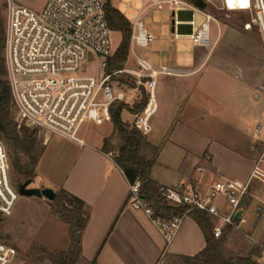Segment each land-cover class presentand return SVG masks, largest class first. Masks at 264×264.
Returning <instances> with one entry per match:
<instances>
[{"label":"built area","instance_id":"1","mask_svg":"<svg viewBox=\"0 0 264 264\" xmlns=\"http://www.w3.org/2000/svg\"><path fill=\"white\" fill-rule=\"evenodd\" d=\"M8 1L6 17L5 65L7 80L11 88L19 128L28 127L67 140L86 144L80 136L88 124L97 126L113 120L115 105L126 102L130 92H143L148 102L141 112L134 113L131 126L144 135L153 131L152 117L158 110L157 84L163 75H190L197 70L178 69L168 66L156 67L154 63L138 54L139 48L148 47L155 39L146 27L144 14L154 7L166 4L175 8V23L178 24L180 7H189L183 0H142L146 4L137 9V0H127L122 11L135 14L132 23L131 49L136 69H122L109 72L108 60L117 48L114 46L111 29L103 0H48L41 11ZM228 14L249 15L243 25L246 30L257 26L264 45V0H205ZM191 7V6H190ZM202 17L193 35L200 47L212 46V23L220 25L211 13L191 7ZM197 14V13H196ZM129 19V17H128ZM193 23H196L195 21ZM122 75L131 76L122 81ZM130 81V82H128ZM136 102V101H135ZM1 142V141H0ZM2 143V142H1ZM3 147L4 144L2 143ZM0 158V216L12 214L19 199V192L13 186L10 165ZM114 158V153H111ZM263 157L255 166L247 181L223 177L214 181L205 191H183L161 187V191L173 205L189 204L191 208L184 215L164 219L155 216L151 206L141 197L140 182L130 184L129 203L144 210L170 243L181 228L186 216L192 210H201L217 220L214 227L216 238L223 235L225 225L240 227L245 223V212L239 221L238 211L244 209L251 194L254 180L264 182ZM224 198L230 209L224 212L218 200ZM17 249L0 240V264H13Z\"/></svg>","mask_w":264,"mask_h":264},{"label":"crops","instance_id":"2","mask_svg":"<svg viewBox=\"0 0 264 264\" xmlns=\"http://www.w3.org/2000/svg\"><path fill=\"white\" fill-rule=\"evenodd\" d=\"M201 20L202 17L199 16V21ZM216 26L215 37L212 28V48H206L209 52L205 50L204 55H198V52L202 51L204 47L195 51L196 68L194 70L197 71L192 75L193 79L191 80H194L192 90L195 93L203 92L201 89L203 82L207 88L206 81L208 77L213 76L212 71L217 69L218 65H221L222 72L227 77L238 76L243 81L247 90L246 94H248L243 99L244 107L241 109L238 121L243 131L250 134L252 139L248 141V144L251 145L248 146L247 153L241 156L237 154L236 149L229 145H225L222 151L211 150V141L208 143L204 141L198 146L197 138H192L190 133H181L180 136L178 133L176 136L181 124L176 123L174 126L175 122L172 123V120L169 119L173 113L163 116L161 121L154 122L152 132L156 127L161 126L166 128L164 134L152 137L151 132L148 135L151 144L162 146L152 170V178L160 187L192 192L205 191L210 184L223 177L247 181L261 157H263L261 167L264 169V63H262V60L264 61V45L261 37L254 35L251 30H245L247 32L244 31L241 36L234 29L221 27L217 24ZM174 33L178 37H190V35L178 34L176 23ZM223 34L232 43L231 46L235 44L238 47L239 56L236 57L228 52V56L223 55L217 65L208 67L209 56L216 44H219L220 36ZM229 51L233 53L232 50ZM161 63L159 61V64ZM194 92L192 91V94ZM192 97L190 96V100L193 99ZM137 102L139 101L137 100ZM192 103L197 102L195 100ZM247 103L250 111L246 110ZM200 106L202 110L204 108L206 111L213 112V106L208 107L202 103ZM162 109H167L166 104L158 99V110L155 115ZM129 113L134 118L133 113ZM168 120L169 122L166 123ZM112 126L111 130L103 132L93 141H86L85 145L43 132V151L35 172V177L40 178L41 183L35 185L36 178L34 177L33 187L44 185L53 188L57 193L65 190L83 200L89 213V222L81 233L82 255L77 264H185L184 257L200 255L206 248L207 241L203 229L192 216H186L181 228L173 240L168 243L151 217L144 210L136 209L130 205V183L125 173L117 166L111 153L103 151L105 140L114 133L113 123ZM223 154H230L231 157L228 158H234L235 155L243 161L251 163V167L244 177H231L232 174H229L228 170L218 164L217 160L221 159ZM62 163L64 172L61 180L45 178L47 170L56 173L59 168H63ZM257 181L254 180L253 185L255 184V194L258 196L254 195L253 200H246L244 210L247 221L241 225L246 230L254 228V236L249 238L256 243L264 237V212L261 211L264 205V182L259 180L260 182L256 183ZM43 200L46 201L45 198ZM219 206L224 212H228L229 209L223 204H219ZM210 218L215 227L218 221ZM68 228L70 235L69 224ZM235 234L236 231L231 225L224 226L222 235L224 241L227 237L232 239ZM248 255L254 258L255 263L253 262V264H259L264 255V248L258 253L249 252Z\"/></svg>","mask_w":264,"mask_h":264},{"label":"rangeland","instance_id":"3","mask_svg":"<svg viewBox=\"0 0 264 264\" xmlns=\"http://www.w3.org/2000/svg\"><path fill=\"white\" fill-rule=\"evenodd\" d=\"M46 1L47 0H14L18 5L35 11H41ZM103 1L106 3L108 0ZM183 1L191 7L196 8L189 2ZM111 2L113 6L124 11L123 5L126 4L127 0H111ZM137 2V9H142L146 4L142 0H137ZM190 6L179 8L177 28L178 34L180 35H193L197 26L196 24L200 23L198 16L200 13L194 11ZM203 11L213 14L219 20L221 27L234 29V31L240 33L241 36L246 30L243 23L250 19L249 15L228 14L219 10L216 5L211 3H207V8ZM7 12L8 1L0 0V18L5 22V26ZM128 17L130 20L135 17V14H128ZM175 18V8L169 4H166L163 8L154 7L149 9L144 14L143 20L146 27L154 34L155 39L148 47L139 48V54L151 59L157 67L168 66L178 69L194 70V68H196L194 54L196 49L201 47L193 38L178 37L175 35ZM194 21L196 23H193ZM212 28L214 29L215 37L217 32L215 22L212 23ZM251 32L259 38L261 37L256 25H254ZM112 38L114 46L118 48L121 43V33L114 31ZM231 44L232 43L225 34L221 35L219 44H216L209 56L208 67L217 65L220 59L223 58V55L228 56V52L229 54H234L236 57L239 56L238 52L240 50L235 44L232 46ZM205 50L207 49L203 48L202 51L198 52V55H204ZM229 50H232L233 53ZM207 52L209 51L207 50ZM159 61L162 63L159 64ZM262 63H264L263 60ZM220 66L221 65H218V68L212 71L213 76L211 78L208 77L206 81L207 88L205 86L206 84L203 82V88H201L203 92L198 91L195 93L194 90H192L194 80L191 79H193L192 75L194 74L161 75L158 78L156 92L158 99L164 101L168 110L162 109L152 118L151 123L153 125L155 121H161L163 116H169L173 113L172 117H169V119L172 120V123L175 122L174 126L176 123L178 125L181 124L176 136H178V133H180V136L181 133L185 134V132H187L190 133L192 138H197L196 142L198 146L200 143H204V141L206 143L211 141V150L222 151L225 145H229L233 147V149H236L238 152L237 154L241 156L247 153V148L251 145L248 144V141L252 139L250 138V134L243 131L238 121L241 109L244 107L243 99H245L248 94H246L247 90L243 85V81L235 75L234 77H227V75L223 74ZM124 68L136 69L135 58L132 51L130 52L129 60ZM124 77L128 79L131 76L128 77L124 75ZM129 80L134 82L132 78H129ZM165 80L166 82H164ZM192 91L194 92L193 94ZM143 94V92L137 93L132 91L128 94L126 102L133 106L135 101L137 103V100H142ZM190 96H193L192 98L195 99L197 103L193 104L192 102L195 100H190ZM201 103L208 107L213 106V112L210 110L206 111L204 108L202 110L200 108ZM252 103L254 104V101ZM248 105L247 103L245 107L246 110L250 111L247 107ZM13 117L16 118L15 106ZM123 118L129 124H132L134 119L128 110L123 112ZM167 122H169V120L166 121V123ZM252 124L255 125L254 122H252ZM112 127V122L100 126L88 124L81 130L80 136L87 142H91L93 139L100 136V134H103V132L111 130ZM34 131H36L38 138V154H41L43 151L44 133L36 129ZM165 131V127H156L155 131L151 133V136H161ZM110 138H112V145L116 148L118 146V135L113 133ZM0 141L4 144L6 150L12 184L18 190V185L25 182V179L19 181L20 174L13 166V160L11 156H9L8 148L1 136ZM1 142L0 158L3 159V164H5V152ZM146 153L150 154V152ZM229 156L230 154H223L222 158L217 160L218 164L228 170L229 174H232L230 175L231 177H244L251 167V163L245 162L235 155L234 158H228ZM22 159L24 163H29V159L25 156H23ZM62 165L63 168H59L61 172H59V169L56 173L47 170L45 172L47 175L45 178L55 181L61 180L64 172V164L62 163ZM258 182L260 181L258 180L256 183ZM34 183L35 185H40V178H36ZM254 185H252L251 194L247 197V201L253 200L254 195H257L255 194L256 188H254ZM29 186L33 187V183ZM257 187H259V185H257ZM59 200V198H56L54 201H49L47 199L44 201L42 197L36 195L29 196L20 194L12 214L8 217L0 216V240L14 246L18 251V255L16 254L13 264H55L49 257L50 252L58 253L68 251L81 241V237L78 236L81 232H73L70 228L71 234L69 235L68 224H66L67 222L63 220L59 213L61 210L59 207ZM218 203L230 209L229 204L224 198H220ZM261 211L264 212V205ZM231 226L233 230L236 231V234L232 239H230L231 237H227L223 242V254L227 258L233 259L243 257V264H253L255 260L248 254L249 252L258 253L263 250L264 237L256 243L249 238L254 236L253 227L246 230L242 226ZM259 264H264V255L263 258L260 259Z\"/></svg>","mask_w":264,"mask_h":264},{"label":"trees","instance_id":"4","mask_svg":"<svg viewBox=\"0 0 264 264\" xmlns=\"http://www.w3.org/2000/svg\"><path fill=\"white\" fill-rule=\"evenodd\" d=\"M199 9H206L205 0H185ZM109 25L113 31L121 33V43L116 52L108 60L107 70L109 72L124 69L129 60L132 42V23L128 17L117 7L113 6L111 0L105 4ZM5 41L6 26L0 18V136L8 148L9 156L20 179L33 180L36 167L41 154H38V138L36 131L28 128H19L14 113V103L11 88L7 80L5 65ZM125 81L124 75L120 77ZM130 82V81H128ZM132 83V82H131ZM148 102V95L143 94L141 101L133 106L127 102H121L113 108L114 133L118 135V146L112 145V138H107L103 147L106 153H114L117 166L125 173L130 184L140 182L141 197L151 206L155 216L171 219L174 216L184 215L189 211L191 205H173L161 191L159 184L152 178V170L157 162L162 146H154L147 136L134 129L131 124L123 120L122 114L125 110L131 113L143 111ZM150 152V154L146 153ZM23 156L29 159V163L23 162ZM59 207L63 220L70 225L73 232H83L89 222V213L86 204L77 196L65 190L58 192ZM192 216L204 231L207 246L202 253L196 257H184L185 264H243V257L233 259L227 258L222 251L224 238H216L214 224L206 212L192 210L188 213ZM82 255L81 241L68 251L49 253V257L55 264H77Z\"/></svg>","mask_w":264,"mask_h":264},{"label":"water","instance_id":"5","mask_svg":"<svg viewBox=\"0 0 264 264\" xmlns=\"http://www.w3.org/2000/svg\"><path fill=\"white\" fill-rule=\"evenodd\" d=\"M31 183H32V179L20 183L18 185V192L21 195H29V196L36 195L45 198L49 201H54L57 198L58 193L53 188L45 187L44 185H41L40 187H29ZM244 212H245L244 209L238 211L235 215V220L239 221L241 216L244 214ZM78 236L81 237V233H79Z\"/></svg>","mask_w":264,"mask_h":264},{"label":"snow or ice","instance_id":"6","mask_svg":"<svg viewBox=\"0 0 264 264\" xmlns=\"http://www.w3.org/2000/svg\"><path fill=\"white\" fill-rule=\"evenodd\" d=\"M241 2L244 3L245 0H241ZM228 3H229V5L231 6V4H232V0H228Z\"/></svg>","mask_w":264,"mask_h":264},{"label":"flooded vegetation","instance_id":"7","mask_svg":"<svg viewBox=\"0 0 264 264\" xmlns=\"http://www.w3.org/2000/svg\"><path fill=\"white\" fill-rule=\"evenodd\" d=\"M30 187V186H29Z\"/></svg>","mask_w":264,"mask_h":264}]
</instances>
